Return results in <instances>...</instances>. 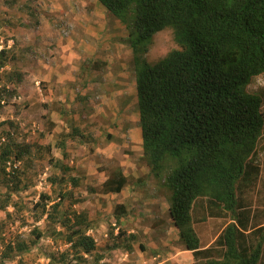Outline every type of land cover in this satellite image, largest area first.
Returning a JSON list of instances; mask_svg holds the SVG:
<instances>
[{"label":"rangeland","instance_id":"rangeland-1","mask_svg":"<svg viewBox=\"0 0 264 264\" xmlns=\"http://www.w3.org/2000/svg\"><path fill=\"white\" fill-rule=\"evenodd\" d=\"M136 15L134 8L124 22L99 0H0V49L8 47L11 56L0 70V144L13 137L8 171L21 182L10 194L0 185V264H48L51 252L68 246L54 239L47 214L34 208L43 192L57 199L60 187L73 189L78 201L72 207L93 221L89 233L103 258L88 256L87 264H205L181 241L166 188L140 159L136 65L127 26ZM176 48L167 27L153 36L143 57L155 62ZM246 90L262 96L264 113V73ZM18 144L30 152L16 158ZM255 163L264 177V131ZM118 166L130 184L120 193H102V183ZM70 177L78 179L76 186ZM138 177L144 185L132 184ZM259 190L260 183L247 193L259 195L255 203L263 195ZM119 203L128 211L120 222ZM36 227L45 231L37 245L1 262L9 244H30ZM120 231L124 238L135 235L132 249L113 247Z\"/></svg>","mask_w":264,"mask_h":264},{"label":"trees","instance_id":"trees-1","mask_svg":"<svg viewBox=\"0 0 264 264\" xmlns=\"http://www.w3.org/2000/svg\"><path fill=\"white\" fill-rule=\"evenodd\" d=\"M99 1L124 22L134 8L137 11L127 26L136 65L140 159L166 188L169 214L186 249L203 257L205 264H264V177L255 163L264 131L263 99L246 90L254 76L264 73V0ZM167 27L180 48L147 61L143 52ZM9 51L0 49V70L10 62ZM9 137L0 144V185L10 194L21 182L16 174L15 179L9 176L15 145ZM60 144L64 147V141ZM16 146V158L30 152ZM109 173L102 193H120L130 184L122 167ZM70 180L72 186L78 184L76 177ZM65 182L62 175L59 183ZM259 183L263 195L255 203L259 195L249 198L247 193ZM132 184L144 185V178ZM73 195L72 188L60 187L57 199L43 192L34 206L47 214L54 239L68 245L51 252L48 264H87L88 256L96 262L103 258L89 233L93 221L72 207L78 201ZM127 212L119 203L116 220ZM33 232L30 244H9L1 262L30 250L45 235L38 227ZM123 234L119 232L113 247L132 249L135 235ZM213 236L216 240L208 246Z\"/></svg>","mask_w":264,"mask_h":264}]
</instances>
